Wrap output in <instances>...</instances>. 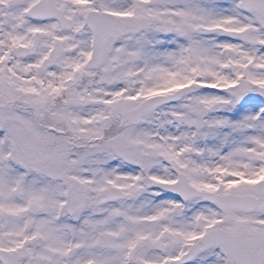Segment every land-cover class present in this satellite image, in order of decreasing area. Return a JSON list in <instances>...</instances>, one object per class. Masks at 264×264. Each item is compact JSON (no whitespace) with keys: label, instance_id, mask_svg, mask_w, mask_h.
Wrapping results in <instances>:
<instances>
[{"label":"snow or ice","instance_id":"1","mask_svg":"<svg viewBox=\"0 0 264 264\" xmlns=\"http://www.w3.org/2000/svg\"><path fill=\"white\" fill-rule=\"evenodd\" d=\"M0 264H264V0H0Z\"/></svg>","mask_w":264,"mask_h":264}]
</instances>
